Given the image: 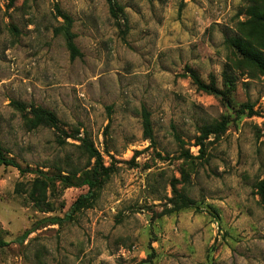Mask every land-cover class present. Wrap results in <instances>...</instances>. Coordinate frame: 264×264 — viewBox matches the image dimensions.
<instances>
[{
    "label": "rangeland",
    "instance_id": "1",
    "mask_svg": "<svg viewBox=\"0 0 264 264\" xmlns=\"http://www.w3.org/2000/svg\"><path fill=\"white\" fill-rule=\"evenodd\" d=\"M115 2L119 19L107 0H0L5 152L23 168L81 177L86 136L112 170L72 211L88 186L50 182L43 210L29 197L37 175L0 167V264H264V74L227 44L248 1ZM57 7L73 20L74 61L55 33ZM190 71L224 95L199 90ZM32 108L73 137L59 145L54 128H34ZM223 119L201 155V128ZM171 183L191 208L173 209Z\"/></svg>",
    "mask_w": 264,
    "mask_h": 264
},
{
    "label": "trees",
    "instance_id": "2",
    "mask_svg": "<svg viewBox=\"0 0 264 264\" xmlns=\"http://www.w3.org/2000/svg\"><path fill=\"white\" fill-rule=\"evenodd\" d=\"M11 3L14 0H10ZM249 3L248 8L245 11L246 20L238 24L239 35L227 39L228 46L232 49L234 54L246 61L250 66L254 67L260 73L264 74V0H247ZM110 13L113 18H118V13L122 9L118 6L115 0H107ZM58 15L63 19V24L55 30L56 34H62L66 41L67 49L70 53V58L72 61L82 56L79 48L75 43V34L72 31L73 20L70 15L66 12L60 10L59 7L56 8ZM191 78L197 88L201 91L212 95H224L222 90H219L214 83L206 84L194 71H190ZM250 110L252 113V108L248 105L243 106ZM244 111V110H243ZM142 126H143V136L146 140L150 142L154 141L153 124L151 121L150 112L143 108L142 109ZM31 121L34 128L41 126H49L54 128L59 134L56 136V141L59 145L66 143L65 139L72 138L71 134H68L60 125L56 116L45 109L42 108H32ZM226 130V120H222L216 125L205 126L201 128V136L197 138L196 146L199 148V153L204 155L205 153V141L209 139L211 135L219 136ZM65 137V139H63ZM81 142L79 148L81 149L83 157H86L87 164L86 170L87 174L84 176L77 177V172L74 171L64 174V171H60L57 174L49 175L46 172L31 168H23L13 157L7 155L2 144L0 143V167H12L19 170L22 174L24 173H34L37 178L34 182V188L30 191L29 197L34 201L36 207L46 210L47 208H42L45 205V201L41 199V195L44 197L46 190L50 182H59L66 188L71 187H81L88 186L89 192L87 195L80 196L79 199L73 205V210L80 206L84 200L89 199L92 190L97 187L100 183V179H107L112 170L109 167H105L102 154L95 148L94 143L88 137L79 138ZM139 152H136L135 156L132 158L133 161L136 160ZM187 159H191L192 156L189 152L185 156ZM173 193L175 198L170 201L173 204V209L179 211L182 209L191 208L193 201L189 199L185 194L179 192L174 183H171ZM257 194L260 197V201L264 207V179L260 181L257 186ZM52 224H58L61 222L59 218H52L50 220ZM30 235L29 231H26L21 236V241H24ZM146 263V262H145ZM144 264V262L140 263Z\"/></svg>",
    "mask_w": 264,
    "mask_h": 264
}]
</instances>
